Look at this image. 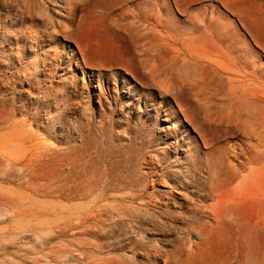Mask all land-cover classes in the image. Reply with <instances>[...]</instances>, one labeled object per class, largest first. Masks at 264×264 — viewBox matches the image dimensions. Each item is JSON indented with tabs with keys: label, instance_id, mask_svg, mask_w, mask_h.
Instances as JSON below:
<instances>
[{
	"label": "rangeland",
	"instance_id": "obj_1",
	"mask_svg": "<svg viewBox=\"0 0 264 264\" xmlns=\"http://www.w3.org/2000/svg\"><path fill=\"white\" fill-rule=\"evenodd\" d=\"M0 264H264V0H0Z\"/></svg>",
	"mask_w": 264,
	"mask_h": 264
},
{
	"label": "bare ground",
	"instance_id": "obj_2",
	"mask_svg": "<svg viewBox=\"0 0 264 264\" xmlns=\"http://www.w3.org/2000/svg\"><path fill=\"white\" fill-rule=\"evenodd\" d=\"M118 1H121V2H122V1H124V0H118ZM148 30H150V29H148ZM149 43H150V47H149L148 50L152 51V50H153V48H152V46H153V45H152V44H153V41L150 40ZM155 46H156V45H155ZM191 46H194V45H191ZM153 47H154V46H153ZM194 57H195V56H194ZM198 58H199V59L201 58V53L198 54ZM198 58H196V59H198ZM175 65H176V62L174 63L173 66H175ZM213 67H216L217 69L223 70V68H222L221 66L217 65L216 63L213 64ZM223 71H224V70H223ZM176 81H177V82H179V81H180V82H184V79H183V78H182V79H181V78H177ZM176 81H174V83H176ZM172 85H173V83H172ZM130 242H131V241H130ZM155 252H156V253H159V251H158L157 249L155 250Z\"/></svg>",
	"mask_w": 264,
	"mask_h": 264
}]
</instances>
